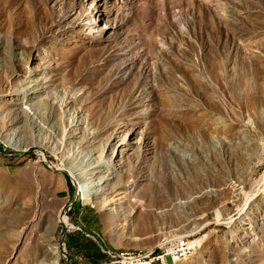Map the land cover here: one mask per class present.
Segmentation results:
<instances>
[{
	"label": "rangeland",
	"instance_id": "rangeland-1",
	"mask_svg": "<svg viewBox=\"0 0 264 264\" xmlns=\"http://www.w3.org/2000/svg\"><path fill=\"white\" fill-rule=\"evenodd\" d=\"M0 145V264H264V0H0Z\"/></svg>",
	"mask_w": 264,
	"mask_h": 264
},
{
	"label": "built area",
	"instance_id": "built-area-1",
	"mask_svg": "<svg viewBox=\"0 0 264 264\" xmlns=\"http://www.w3.org/2000/svg\"><path fill=\"white\" fill-rule=\"evenodd\" d=\"M196 238L186 236L183 239H175L171 246L161 251L159 254H154L152 256H139L135 255L130 257V259H117L112 258L111 263L113 264H145V260H152V264L156 261L164 264L166 259L174 260L176 256H183L189 250H191L196 242Z\"/></svg>",
	"mask_w": 264,
	"mask_h": 264
},
{
	"label": "bare ground",
	"instance_id": "bare-ground-1",
	"mask_svg": "<svg viewBox=\"0 0 264 264\" xmlns=\"http://www.w3.org/2000/svg\"><path fill=\"white\" fill-rule=\"evenodd\" d=\"M70 174L75 179V181L77 182V184L79 185L81 191L83 192L84 198L86 199V197L89 194V188H90L89 185H88V183H86L84 181V179L78 177V174H77V171L76 170H73V169L70 170ZM64 219H61L62 222H64ZM183 238H185V237H180V238H176V239H183ZM174 240H172L171 242H169L168 245L165 247V249L167 247L171 246V244L174 242ZM197 247H198V242L196 241L195 244H194V246H193V248L191 250H189L183 256H176V257H174V260L173 261L176 262V261H179L181 259L187 258L188 256H190L191 254H193L195 252V250L197 249ZM154 253L155 254H159L160 252L153 251V252H151L148 255H146V254L145 255H142L140 253H121V254H118V255H114V254L111 253L110 256L112 258H117V259H130V257H134L135 255H139V256H151V255H154ZM49 263L50 264H58V259L56 258V251L55 250L53 252H51V254L49 255ZM145 264H152V260H145Z\"/></svg>",
	"mask_w": 264,
	"mask_h": 264
},
{
	"label": "trees",
	"instance_id": "trees-1",
	"mask_svg": "<svg viewBox=\"0 0 264 264\" xmlns=\"http://www.w3.org/2000/svg\"><path fill=\"white\" fill-rule=\"evenodd\" d=\"M0 149H3L2 145H0ZM68 188L73 192V186L71 184L70 178L66 176ZM75 207L78 208L80 207V202L77 200L75 202ZM67 242L71 248H76L79 251L86 252L87 257L89 259H94V258H101L103 255L98 248H89L90 245H92V242L86 238L82 237L79 238L77 234H67Z\"/></svg>",
	"mask_w": 264,
	"mask_h": 264
}]
</instances>
